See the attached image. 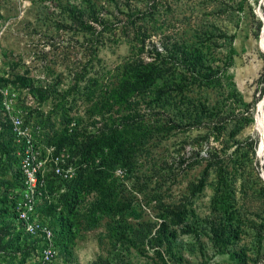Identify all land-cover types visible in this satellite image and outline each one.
I'll return each mask as SVG.
<instances>
[{
  "label": "rangeland",
  "instance_id": "1",
  "mask_svg": "<svg viewBox=\"0 0 264 264\" xmlns=\"http://www.w3.org/2000/svg\"><path fill=\"white\" fill-rule=\"evenodd\" d=\"M91 1L98 5L101 16L108 18L112 23L123 17L115 10L114 0ZM116 1L123 11L126 9L123 2H128L132 9L144 11L147 8V0ZM156 1L164 7L160 8L161 11L154 18L156 25H160L166 19L163 31L167 35H172L174 40L190 41L196 29L212 30L210 27L212 23L227 36L235 35L231 43L222 44L223 40L219 39L217 42L222 45L217 48L212 46L209 53L214 54L215 58L220 60L217 64L222 65L226 55L228 56L232 50L231 66L227 74L233 85L227 87V92L234 90L248 105L257 101L251 114L244 106L232 105L233 99H229L222 106L223 116L233 110V116L237 118L242 116L252 118L236 136L229 135L234 123L227 119L223 129L217 133L211 131L212 123L209 126H183L179 132H174L173 136L164 141L152 140L147 145L148 154L144 152L138 157L133 172L126 168H117L113 172L116 184L120 185L118 198L124 202L130 201L131 207L128 212L137 215L129 216L127 218L129 222L156 223V228L163 222L158 215L163 214L164 209L185 204L191 210L184 221L189 225V233H182L181 226H174L178 230L174 250L182 260L171 261L165 255L167 264H236L227 254L228 249L244 254L248 264L257 262L264 264V240L258 238L259 234L264 237V227H261L264 204L261 196L257 194L260 183H264L262 178L264 151H260L263 128V111L260 106L264 94H260L262 84L259 82L264 75V50L262 29L258 31L256 28L258 22H261L263 28L264 0ZM237 2L244 3L242 13L235 10ZM67 4L86 7V3L82 5L81 0H0V87L17 92L19 98L16 108L30 125L43 123L49 118L54 124V131L59 133H63L64 129H68L69 132L77 129L91 134L97 132L103 121L100 116L90 114V103L79 100L75 91H71L63 103V110L69 116L70 123H63L61 118L63 110L54 109L57 99L73 88L75 78L90 60L89 36L85 34L83 36L76 28L70 27L65 12ZM229 8L231 10L227 11ZM217 10L225 11L214 15L213 12ZM113 16H116V19H113ZM121 24L117 22L118 29L114 31V36L104 33L103 45L97 54L99 62L93 61L92 69L88 67L87 78L95 76L96 72L99 74L110 72L111 75L115 68L131 56V43L127 41L126 35L121 33ZM161 33L157 32L149 41L158 43ZM113 38L117 41L115 42ZM143 58L145 59L146 55ZM18 78H22L27 85L31 83L36 89L45 91L44 97L48 96L49 99L39 101L30 88H20L16 82ZM83 86V83L80 84L79 90L83 89ZM208 91L210 103L220 100L219 91ZM139 104L137 110L148 113L150 107L145 103ZM170 111L167 113L165 109L159 110L160 114L151 119L162 120L161 117L174 114L172 109ZM114 116L119 117L120 114ZM102 118H105L104 122H108V115ZM46 130L52 132L50 128ZM254 139L258 141L255 149L252 143ZM236 141L242 144L239 151H236ZM43 146L38 144V148L47 159L45 180L47 174L53 173L50 154ZM212 149L217 158L211 156V160L223 162V175L227 180L224 188L233 196L234 205L226 213L219 207L217 211H213L211 200L217 181L216 173L210 175L208 186L203 192L189 200L190 186L198 183ZM194 151H200V156L204 160L196 158ZM59 152H64L69 158L67 149L62 148ZM8 176L9 174L5 177ZM57 187L58 183L52 189L46 188L45 201L37 202L39 211L46 201L56 202L59 194L64 191L63 187L55 189ZM13 193V196L19 198V191ZM221 193H224V189L220 191ZM92 200V194L84 197V203ZM212 222L216 226L221 224L226 230L230 223L236 230L239 228L237 237L230 240L226 250L221 242L217 246L211 242ZM104 223L102 221L97 228L88 229L86 223L80 221L74 229L76 233L71 256L67 260L63 256H58L53 264H93L99 258L112 259L114 256L118 257L120 263L124 262L123 264H161L151 250L142 254L133 248L118 246L114 251L108 243ZM26 264H31V261Z\"/></svg>",
  "mask_w": 264,
  "mask_h": 264
},
{
  "label": "trees",
  "instance_id": "2",
  "mask_svg": "<svg viewBox=\"0 0 264 264\" xmlns=\"http://www.w3.org/2000/svg\"><path fill=\"white\" fill-rule=\"evenodd\" d=\"M85 3V8L81 5L67 4L65 12L70 27L76 28L83 36L84 34L89 36L90 60L75 78L73 88L59 98L56 97L58 102L54 109L63 110L66 96L71 91H75L79 100L90 103V114L100 116L103 122L95 133L88 134L77 129H72L71 132L64 129L63 133H59L54 131V124L49 118L43 123L33 125L24 118L25 124L32 126L33 133L39 144L44 145L43 148L56 146V154L62 148L67 149L69 154L67 162L76 168L74 178L69 181L60 180L50 173L45 176L46 188L52 189L58 183L59 187L55 189L63 187L64 191L59 194L56 202L46 201L40 211L37 208L38 221L48 225L52 230L59 256H63L65 260L72 254L75 226L83 220L88 229L97 228L104 221L106 237L114 251L118 246L133 248L142 254L151 250L161 264H167L165 255L171 261L181 262V257L174 250L178 232L174 226H181L182 233H189V225L184 221L191 210L185 204L164 209L163 214L158 215L163 220L158 228L156 223L129 222L127 219L129 216L137 217V215L128 212L131 207L130 201L124 202L121 198L119 200L120 185L116 184L113 172L117 168H126L129 172H133L138 157L144 152L148 154L147 145L152 140L164 141L173 136L174 132H179L183 126H209L212 123L211 131L217 133L223 129L224 122L229 119L234 123L229 133L232 137L239 134L252 121L250 117L233 116V110L225 116L221 115L222 106L229 99H233L231 104L235 107L244 106L249 114L254 110L257 101L248 105L234 90L227 92V87L233 85L227 74L233 51L226 55L222 65L217 64L220 60L209 53L212 46L217 48L224 42L231 43L235 35L227 36L215 23H212L210 26L212 30L196 29L190 41L174 40L172 35H167L163 31L166 19L160 25H156L154 18L164 8L156 0H147V8L144 11L132 9L128 2H123L126 7L123 11L118 1L114 0L115 10L123 16L114 23L101 16V10L95 2L81 0L82 5ZM236 6L235 10L242 13L244 3L237 2ZM230 10L231 8L227 11ZM224 11L217 10L213 14L218 15L219 12ZM112 18L116 19V16ZM117 22L120 24L122 22L121 33L126 35L127 41L131 43V56L115 68L113 74L96 72L95 76L87 78L89 68H93V61L99 62L97 54L103 45L104 33L114 36V31L118 29ZM256 28L258 31L261 30V22L257 23ZM159 31L162 32L158 38L159 42L149 41ZM219 39L223 40L222 44L217 42ZM145 55L149 60L143 58ZM16 82L20 88H30L39 101L49 99L48 96L44 97L45 91L36 89L31 83L25 84L22 78L16 79ZM259 82L262 84L260 94H264V75ZM82 83L83 89L79 90V85ZM208 90L219 91L220 100L210 103ZM139 103H145L150 107L148 113L137 110L140 107ZM164 109L167 113L172 109L174 114L161 117L162 120L151 119L160 114L159 110ZM114 114L120 116L115 117ZM104 115H108V122H104L105 118H102ZM61 118L64 124L71 122L66 111L62 112ZM205 120L208 122H204ZM47 128L52 132H48ZM252 143L255 149L258 141L254 139ZM241 146L242 144L236 141V151H239ZM22 150L23 146L16 142L11 125L4 114L0 95V264H26L36 254L41 243L38 236L25 232L22 224L17 221L16 205L21 200L24 188L23 174L19 167L21 159L19 152L21 153ZM212 150L198 183L190 186L189 200L202 193L208 186L210 175L216 173L217 181L211 203L213 211H217L219 207L226 213L234 205L233 196L224 188L227 180L223 175V162L211 160L212 157L217 158L213 154L214 149ZM194 154L196 158L204 160L200 156V151H194ZM7 174L11 178L9 176L6 178ZM223 189L224 193L220 194ZM16 190L20 193L19 198L13 196ZM90 194L93 195V200L84 203V197ZM257 194L261 196L264 204L263 182L260 183ZM262 212L261 227H264V207ZM206 220L208 222L209 218ZM211 226L210 232L213 237L210 239L211 242L215 246L221 242L225 250L230 240L238 235L239 228L237 227L236 230L232 223L227 230L221 224L216 226L214 222ZM258 238L264 240L260 234ZM227 254L236 264H248V260L241 252L228 249ZM123 263L119 262L117 256L112 259L99 258L93 262V264Z\"/></svg>",
  "mask_w": 264,
  "mask_h": 264
},
{
  "label": "built area",
  "instance_id": "3",
  "mask_svg": "<svg viewBox=\"0 0 264 264\" xmlns=\"http://www.w3.org/2000/svg\"><path fill=\"white\" fill-rule=\"evenodd\" d=\"M1 104L5 116L11 125L17 143H21L23 150L19 167L23 174V192L21 200L16 205L17 221L20 222L28 234L41 239L40 248L30 260L31 264H53L59 256V249L55 246L52 230L48 225L38 221L37 202L47 197L44 175L47 159L38 148L32 128L25 124L24 116L17 110V92L0 87ZM37 132L39 130L36 128ZM50 154L51 171L55 177L63 181L74 178L76 168L69 162L64 152L55 153L56 148H44Z\"/></svg>",
  "mask_w": 264,
  "mask_h": 264
},
{
  "label": "bare ground",
  "instance_id": "4",
  "mask_svg": "<svg viewBox=\"0 0 264 264\" xmlns=\"http://www.w3.org/2000/svg\"><path fill=\"white\" fill-rule=\"evenodd\" d=\"M262 19H263V23H264V17ZM262 30H263V34H262L263 35L262 45H263V50H264V24H263ZM260 108L263 111V119H262L263 120V126H262L263 128H262V133H261V140H262V142H261L260 151H264V100L262 101Z\"/></svg>",
  "mask_w": 264,
  "mask_h": 264
},
{
  "label": "water",
  "instance_id": "5",
  "mask_svg": "<svg viewBox=\"0 0 264 264\" xmlns=\"http://www.w3.org/2000/svg\"><path fill=\"white\" fill-rule=\"evenodd\" d=\"M262 24H263V21H262ZM262 29V28H261ZM262 178H263V180H264V173H263V175H262Z\"/></svg>",
  "mask_w": 264,
  "mask_h": 264
}]
</instances>
